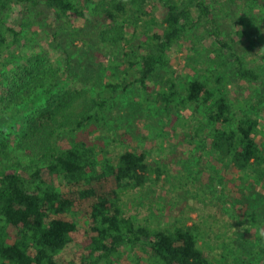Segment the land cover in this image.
<instances>
[{
    "label": "trees",
    "instance_id": "1",
    "mask_svg": "<svg viewBox=\"0 0 264 264\" xmlns=\"http://www.w3.org/2000/svg\"><path fill=\"white\" fill-rule=\"evenodd\" d=\"M91 1L0 0V58L6 50L5 57L9 55L10 59L20 34L44 16L53 15L67 23L87 21L86 5ZM100 3L103 23L99 19L97 22L105 29L98 33L99 40L114 47L121 42L123 52L121 57L109 58L107 66L111 72L124 75L133 70L135 78L107 83L106 91L94 97L77 89L59 90L42 107L23 116L14 146L31 163H37L29 171L23 170L27 165L20 171L0 170V264H112L119 261V249L128 245L143 247L144 264H218L224 259L223 252L251 256L260 250L264 254V232L256 226L258 220L264 226V147L255 139L258 121L251 114L236 112L222 92L224 77L213 72L208 76L211 86L197 79L189 81L182 96L174 75L167 73L168 54L186 32L203 23L223 56L224 70L254 85L259 97H264V78L246 66L221 38L204 0ZM152 5H157L159 15L147 9ZM132 47L140 52L136 64L125 58V51ZM14 60L12 73L0 88V104L6 107L20 102L29 84L39 83L42 78L41 56L19 54ZM162 72L166 75L160 79L161 89L155 98L165 110L177 105L203 108L205 119L194 126V137L199 140L195 147L200 155L201 150L204 152L209 165L198 169L194 179L203 182L205 188L217 179L227 199L238 207V217H246L240 227L249 235L238 247L230 235L237 229L226 228V240L218 244L220 251L214 253L206 237L211 231L215 239L222 237L212 230L216 221L205 227L189 222V209L185 215L179 211L162 230H153L125 216L123 197L153 177L158 180L159 167L147 162L141 149L99 160L93 144L69 136L85 125L103 121L107 102L118 93L133 85L150 92L148 82L160 78ZM202 133L205 136L200 140ZM63 137L65 142L57 146L56 140ZM192 140L195 139L190 137L189 143ZM202 174L207 181L200 177ZM193 186L194 195L199 197L203 191L195 183ZM82 221L87 225L86 237L77 242L74 235ZM72 246L75 249L66 256L64 253Z\"/></svg>",
    "mask_w": 264,
    "mask_h": 264
},
{
    "label": "rangeland",
    "instance_id": "2",
    "mask_svg": "<svg viewBox=\"0 0 264 264\" xmlns=\"http://www.w3.org/2000/svg\"><path fill=\"white\" fill-rule=\"evenodd\" d=\"M204 1L221 38L231 45L246 66L254 68L264 78V0ZM100 4V0L87 3L85 13L88 20L85 22L74 20L67 23L65 19L58 20L53 15L44 16L20 34L10 59L9 55L5 57L6 50L2 53L0 88L11 75L14 59L19 54L42 57V78L39 83L35 81L29 84L27 93L19 97L21 103L8 107L0 104V170L14 168L20 171L27 165L23 170L29 171L37 163H31L30 158L28 160L14 145L23 116L42 107L50 95L63 89H77L94 97L106 91L107 83L118 84L122 78H135L133 70L124 75L111 72L107 66L109 58L121 57L123 52L120 50L121 42L114 47L99 40L98 33L105 29L97 22V19L102 22L99 17ZM147 9L156 15L160 13L157 5ZM125 53L127 61L136 64L139 60L140 52L136 48L132 47ZM168 55L170 68L167 73L174 75L182 96L189 81L197 79L211 86L208 80L210 72L223 76L222 92L236 112L251 114L257 119L255 139L264 147V97H259L254 85L240 80L233 71L223 69V56L207 25L199 23L186 32ZM3 64L6 67H2ZM165 75L162 72L160 78L148 82L152 88L150 92L133 85L118 93L107 102L103 121L85 125L69 136L93 144L99 160L141 149L146 153L147 162L159 167L161 175L158 180L153 177L151 182L129 191L123 197L125 216L153 230H162L179 211L185 215L189 209V222L205 227L216 221L212 230L221 233L222 237L215 239L212 231L206 237L207 244L214 246V253L220 251L218 244L226 240L223 235L226 228L231 231L237 229L235 234L230 232V235H233V244L238 247L249 235L240 227L246 222V217H238V207L227 199L217 179L210 182V188H205L203 182L194 179L198 169L209 165L204 152L201 150L200 155L195 147L199 140L194 137V126L205 119L203 108L201 105H177L165 110L155 98V93L161 89L160 79ZM204 136L205 133L199 134V139L202 140ZM190 137L195 139L194 142L189 143ZM64 142V137L56 140L57 146ZM200 177L207 181L205 174ZM194 183L203 191L199 197L194 195ZM256 226L264 232L261 220L257 221ZM86 232V222L82 221L78 233L74 235L75 240H83ZM262 235L264 248V233ZM73 249L74 246L64 254L70 255ZM119 252V261L112 264H144L141 261L145 257L143 247L132 248L128 245L120 248ZM256 252L251 256H237L231 251L226 255L223 252L224 259L219 260L218 264H264V254L261 255L260 250Z\"/></svg>",
    "mask_w": 264,
    "mask_h": 264
}]
</instances>
